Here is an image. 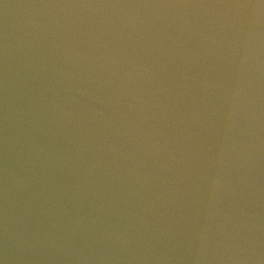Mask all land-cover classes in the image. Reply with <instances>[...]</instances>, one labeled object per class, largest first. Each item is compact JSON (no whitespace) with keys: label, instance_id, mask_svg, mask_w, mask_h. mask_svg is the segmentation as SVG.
I'll use <instances>...</instances> for the list:
<instances>
[{"label":"water","instance_id":"1","mask_svg":"<svg viewBox=\"0 0 264 264\" xmlns=\"http://www.w3.org/2000/svg\"><path fill=\"white\" fill-rule=\"evenodd\" d=\"M0 264H264V0H0Z\"/></svg>","mask_w":264,"mask_h":264}]
</instances>
